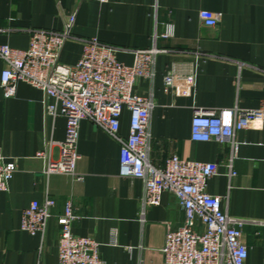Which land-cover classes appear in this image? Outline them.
Here are the masks:
<instances>
[{
	"label": "crops",
	"instance_id": "crops-1",
	"mask_svg": "<svg viewBox=\"0 0 264 264\" xmlns=\"http://www.w3.org/2000/svg\"><path fill=\"white\" fill-rule=\"evenodd\" d=\"M201 11L212 13L217 26H205ZM73 14L63 64L74 65L82 42L93 38L117 49L126 66L133 64L134 51L155 50L153 77L139 80L134 89L153 103L151 161L162 167L176 155L218 165L207 193L221 198L229 217L248 222L242 229L246 264H264V124L236 133L235 148L191 141L197 110L264 109V0H0V45L25 50L32 31L62 32ZM3 69L0 62V155L14 160L16 172L8 191L0 192V264H58L55 218L69 200L77 217L72 233L97 242L105 264H165L166 232L185 221L175 198L165 193L160 206L143 208V182L120 176L119 146L88 121L79 128L76 175L81 180L46 176L47 159L37 155L58 159V147L50 143L64 139L65 120L47 116L44 94L27 84L19 83L15 96L5 98ZM170 75L178 86H165ZM129 120L123 111L124 138ZM47 199L55 205L44 236L21 231L23 211ZM196 229L202 231L199 224Z\"/></svg>",
	"mask_w": 264,
	"mask_h": 264
},
{
	"label": "built area",
	"instance_id": "built-area-1",
	"mask_svg": "<svg viewBox=\"0 0 264 264\" xmlns=\"http://www.w3.org/2000/svg\"><path fill=\"white\" fill-rule=\"evenodd\" d=\"M199 19L207 27L217 26L210 12L201 11ZM74 22L73 14L67 18L62 32L32 31L25 50L0 45L4 97H14L17 85L27 84L44 94L47 116L65 120L64 139L50 143L58 147V159L52 160L46 152L37 155L47 159L44 174L70 175L81 180L76 175L79 128L82 121H88L119 146L120 176L143 182V208L160 206L163 194L167 193L183 210L184 224L166 232L161 250L165 264H246L248 248L242 229L248 222L229 217L222 210L221 198L209 195L206 190L208 181L219 173L218 165L172 155L162 167H157L149 157L153 103L134 89L139 80L153 77L155 50L134 51L133 64L126 66L118 60L117 49L93 38L82 42L81 55L74 65L63 64L60 55L71 37ZM164 82L167 87L179 85V80L171 75ZM125 110L130 114L126 138L120 134V119ZM255 122L264 124V109L197 110L191 119V141L217 142L235 148L236 133L251 128ZM15 172L14 160L0 155V192L8 191ZM54 205L50 199L43 204L31 203L22 213L21 231L43 237L54 217ZM55 219L59 227L58 264H105L97 242L72 233L77 217L71 200L66 203L64 213ZM198 224L202 231L196 229Z\"/></svg>",
	"mask_w": 264,
	"mask_h": 264
}]
</instances>
